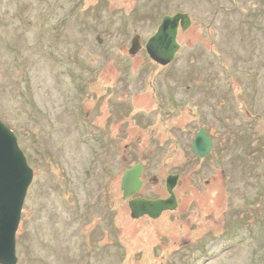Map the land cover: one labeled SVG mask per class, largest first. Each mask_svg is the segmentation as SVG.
Returning a JSON list of instances; mask_svg holds the SVG:
<instances>
[{
    "label": "rangeland",
    "instance_id": "1",
    "mask_svg": "<svg viewBox=\"0 0 264 264\" xmlns=\"http://www.w3.org/2000/svg\"><path fill=\"white\" fill-rule=\"evenodd\" d=\"M179 13L163 67L146 44ZM0 121L34 171L17 264H264V0H0ZM137 164L142 198L180 177L175 212L131 218Z\"/></svg>",
    "mask_w": 264,
    "mask_h": 264
},
{
    "label": "water",
    "instance_id": "2",
    "mask_svg": "<svg viewBox=\"0 0 264 264\" xmlns=\"http://www.w3.org/2000/svg\"><path fill=\"white\" fill-rule=\"evenodd\" d=\"M191 25L192 20L187 14L165 17L157 33L146 44L150 59L163 67L170 65L181 48L177 41L179 29L186 31ZM141 50V41L136 37L129 53L136 55ZM212 146V140L201 129L193 141L194 154L204 159L210 154ZM143 171L144 164H137L125 172L121 181L122 199L129 203L131 218L157 220L164 212L175 211L178 202L174 190L180 177L171 175L167 178L169 198L149 200L137 196L144 184L141 179ZM33 179L34 171L15 133L0 121V264L18 263L16 235Z\"/></svg>",
    "mask_w": 264,
    "mask_h": 264
},
{
    "label": "flooded vegetation",
    "instance_id": "3",
    "mask_svg": "<svg viewBox=\"0 0 264 264\" xmlns=\"http://www.w3.org/2000/svg\"><path fill=\"white\" fill-rule=\"evenodd\" d=\"M205 130V129H204ZM206 131V130H205ZM207 133V132H206ZM212 150V149H211ZM144 170H145V166H144ZM143 173H144V171H143ZM176 211V210H175ZM175 211H169V212H171V213H173V212H175Z\"/></svg>",
    "mask_w": 264,
    "mask_h": 264
}]
</instances>
